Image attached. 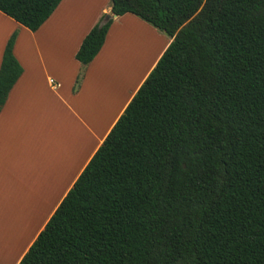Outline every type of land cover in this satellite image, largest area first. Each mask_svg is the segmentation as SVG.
I'll list each match as a JSON object with an SVG mask.
<instances>
[{
    "label": "trees",
    "instance_id": "obj_1",
    "mask_svg": "<svg viewBox=\"0 0 264 264\" xmlns=\"http://www.w3.org/2000/svg\"><path fill=\"white\" fill-rule=\"evenodd\" d=\"M60 1L0 12L35 32ZM124 14L170 42L18 264H264V0H110L81 65Z\"/></svg>",
    "mask_w": 264,
    "mask_h": 264
},
{
    "label": "crops",
    "instance_id": "obj_2",
    "mask_svg": "<svg viewBox=\"0 0 264 264\" xmlns=\"http://www.w3.org/2000/svg\"><path fill=\"white\" fill-rule=\"evenodd\" d=\"M103 15L110 0H61L31 32L0 12V64L15 33L22 68L0 110V264L20 262L170 42L132 14L113 17L83 66L75 54Z\"/></svg>",
    "mask_w": 264,
    "mask_h": 264
},
{
    "label": "rangeland",
    "instance_id": "obj_3",
    "mask_svg": "<svg viewBox=\"0 0 264 264\" xmlns=\"http://www.w3.org/2000/svg\"><path fill=\"white\" fill-rule=\"evenodd\" d=\"M155 30H156V29H155ZM156 31H157V34L163 36V38H164L165 41H167V40L169 39L165 34L161 33V32L158 31V30H156ZM163 45H164V43H163L162 45H161V44H160V45H159V44L156 45V47H155L156 49H155V50H157V49L159 48V46L162 47ZM161 47H160V48H161ZM154 53H155V52H154ZM152 57H153V55H152ZM147 66H149V63L147 64Z\"/></svg>",
    "mask_w": 264,
    "mask_h": 264
},
{
    "label": "bare ground",
    "instance_id": "obj_4",
    "mask_svg": "<svg viewBox=\"0 0 264 264\" xmlns=\"http://www.w3.org/2000/svg\"><path fill=\"white\" fill-rule=\"evenodd\" d=\"M161 46H159V48L157 49V50H155V53H154V57H150V60H149V65L152 63V61H153V59L155 58V57H157V55H158V53H159V51H160V48Z\"/></svg>",
    "mask_w": 264,
    "mask_h": 264
},
{
    "label": "water",
    "instance_id": "obj_5",
    "mask_svg": "<svg viewBox=\"0 0 264 264\" xmlns=\"http://www.w3.org/2000/svg\"><path fill=\"white\" fill-rule=\"evenodd\" d=\"M107 19H108V16L105 17V20H107Z\"/></svg>",
    "mask_w": 264,
    "mask_h": 264
}]
</instances>
